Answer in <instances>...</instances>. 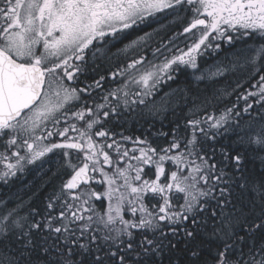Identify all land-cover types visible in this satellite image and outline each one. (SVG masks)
I'll list each match as a JSON object with an SVG mask.
<instances>
[{"label":"snow or ice","instance_id":"6c2138e0","mask_svg":"<svg viewBox=\"0 0 264 264\" xmlns=\"http://www.w3.org/2000/svg\"><path fill=\"white\" fill-rule=\"evenodd\" d=\"M137 108L163 148L105 127ZM0 146L4 185L62 153L0 264H264V0H0Z\"/></svg>","mask_w":264,"mask_h":264},{"label":"trees","instance_id":"16d2710c","mask_svg":"<svg viewBox=\"0 0 264 264\" xmlns=\"http://www.w3.org/2000/svg\"><path fill=\"white\" fill-rule=\"evenodd\" d=\"M240 47V45H237ZM208 63L211 64L212 61L209 59ZM100 74H103L102 72ZM95 74H90L88 77V82L90 83L92 79H95ZM84 80V77L81 78ZM177 83L171 84V88H176ZM226 83V82H225ZM79 87L80 85H75ZM108 87H115V85H106L105 88ZM170 89L168 87L163 88V90L155 97L156 101H159L160 98L164 95V93L168 92ZM96 96H99L100 93L96 92ZM152 98H149V102L151 103ZM236 97H231V102H235ZM223 107V105L221 106ZM240 107H243V102H241ZM187 111V109H184ZM141 109L137 108L134 113H130L127 115L123 120H116L109 122L105 125L106 128H110L112 132L117 133V139H119V134H123L124 136H131L133 139L137 136L141 138H147L153 147L163 148L165 145L169 143L171 139V126L169 124L170 121L176 119V116L180 114V110H176V116L173 115L171 111H169L165 116H156L153 117L148 114L147 110L143 111V115L140 114ZM174 126V125H173ZM99 130V129H97ZM159 133H166L167 136L158 135ZM56 138V137H55ZM53 138V140H55ZM232 140H235V137H232ZM225 143H230V141H224ZM124 147L131 149L133 144L131 141L125 142ZM4 148L0 146V152H2ZM111 155L115 158V152L112 150L110 152ZM138 155V153H136ZM62 155L60 150H57V154H49L46 157L47 163L44 164L43 170L40 168H36L33 165L28 166V171L25 174H20L19 179H14L8 185L0 184V200L9 199L10 202L8 203V208L15 207V201L17 198H22L24 201H29L31 207H42L45 201V197L48 196L52 191V184H58L60 182V178L57 177L55 180L51 181L50 183H45L49 180V177L52 175V172L55 171V162ZM124 165V162H121L120 167ZM167 171L173 170L169 163L165 165ZM249 167L259 168V164L256 163L255 165L249 163ZM52 169V172H49V169ZM106 170H108L106 168ZM110 171V170H109ZM146 171H150L151 177L154 178V168L149 170L146 168ZM47 173V174H45ZM67 177H64L66 179ZM149 178V177H146ZM100 179L97 176V180H94L92 183V187L97 192H103L104 185L97 183ZM163 179V178H162ZM31 198V199H30ZM155 201H152L154 203ZM180 202H182V197L180 198ZM97 208L101 211L107 207L108 201L106 199H102L100 201H95ZM6 210V209H5ZM27 210V209H26ZM125 218H130V214L125 212Z\"/></svg>","mask_w":264,"mask_h":264},{"label":"rangeland","instance_id":"374dc122","mask_svg":"<svg viewBox=\"0 0 264 264\" xmlns=\"http://www.w3.org/2000/svg\"><path fill=\"white\" fill-rule=\"evenodd\" d=\"M73 86H75V85H73ZM76 87V86H75ZM78 107V106H77ZM73 110H75V109H73ZM82 126V125H81ZM59 140H60V138L57 136L56 138H55V140H53V142H59ZM4 151V150H3ZM28 166H30V165H28ZM27 166V167H28ZM124 166V165H123ZM122 166V167H123ZM2 168H3V165H0V170H2ZM109 170V169H108ZM97 176H99V174H97ZM93 183V182H92ZM0 184H2V185H4L3 183H0ZM105 187H106V185H104V189H105Z\"/></svg>","mask_w":264,"mask_h":264}]
</instances>
